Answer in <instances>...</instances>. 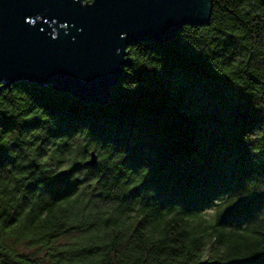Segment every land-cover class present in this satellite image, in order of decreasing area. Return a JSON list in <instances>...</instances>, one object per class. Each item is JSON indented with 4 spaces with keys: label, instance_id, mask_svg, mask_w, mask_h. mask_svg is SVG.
<instances>
[{
    "label": "trees",
    "instance_id": "16d2710c",
    "mask_svg": "<svg viewBox=\"0 0 264 264\" xmlns=\"http://www.w3.org/2000/svg\"><path fill=\"white\" fill-rule=\"evenodd\" d=\"M128 51L107 103L0 93V264H264L263 1Z\"/></svg>",
    "mask_w": 264,
    "mask_h": 264
},
{
    "label": "water",
    "instance_id": "95a60500",
    "mask_svg": "<svg viewBox=\"0 0 264 264\" xmlns=\"http://www.w3.org/2000/svg\"><path fill=\"white\" fill-rule=\"evenodd\" d=\"M212 8L213 0H0V93L29 81L107 103L132 65L131 44H163L208 23ZM96 163L92 151L87 164Z\"/></svg>",
    "mask_w": 264,
    "mask_h": 264
},
{
    "label": "rangeland",
    "instance_id": "374dc122",
    "mask_svg": "<svg viewBox=\"0 0 264 264\" xmlns=\"http://www.w3.org/2000/svg\"><path fill=\"white\" fill-rule=\"evenodd\" d=\"M73 234H71V235H68V236H64V237H62L61 239H60V241L63 243V242H66V241H72V239H73V236H72ZM23 244L22 243H20V245L18 246V248L19 249H23V246H22Z\"/></svg>",
    "mask_w": 264,
    "mask_h": 264
}]
</instances>
